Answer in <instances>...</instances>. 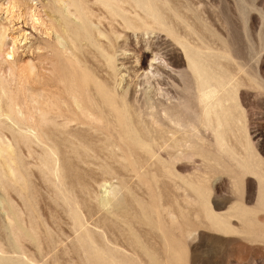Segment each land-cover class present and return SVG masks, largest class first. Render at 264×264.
Wrapping results in <instances>:
<instances>
[{
	"label": "rangeland",
	"instance_id": "rangeland-1",
	"mask_svg": "<svg viewBox=\"0 0 264 264\" xmlns=\"http://www.w3.org/2000/svg\"><path fill=\"white\" fill-rule=\"evenodd\" d=\"M163 1L168 8L166 26H154L150 34L143 36L138 31L140 36L132 38V46L116 56L115 81L119 93L125 94L129 101L141 103L150 98L159 108L166 109L168 98L176 102L184 93L189 106L195 109L196 86L180 44L184 43L217 77L232 78L224 96L229 117L235 120L233 133L239 136L243 127L255 153L253 159H260L264 165V0ZM61 4L56 0H0V33L4 36L1 67H6L1 62L9 51H12L10 59L18 65L38 53H52L56 49L61 41L56 20L62 17ZM81 39L83 36L79 40L84 44L86 40ZM89 48L103 61L97 47ZM84 50H78L81 57ZM155 54L157 59L153 60ZM86 55L94 62L91 55ZM45 83L43 80L32 86L42 88ZM88 138L82 137L86 149H77L75 145L74 149H65L59 143L71 208L79 209L85 216V227L80 230L68 215L70 207L60 201L59 193L43 177L37 152L30 157L23 145L15 150L20 151L21 159H17L20 170L30 180V190L25 194L30 209L12 193L23 214L8 216L5 201L2 204L6 195L0 188V245L6 250L0 253V264H264V207L258 203L264 181L257 174L200 164L204 169L200 174L206 179H202V184L197 182L195 192L188 182L197 171L182 163L177 168L187 182L185 200H180L184 214L179 219L182 228L166 229L168 240L176 242L178 255L174 256L157 229L162 203H170L172 197L165 187L164 171L156 169L157 179L154 167L135 174L117 163L108 166L102 142L97 137L93 141ZM91 148L99 156L92 160L97 164L87 161L90 157L82 161L78 156ZM56 183L63 191L65 187L59 181ZM123 185L129 191V210L122 203L121 196L126 193ZM207 199L216 214L227 213L237 203H243L249 211L229 218L227 230L219 229L203 211ZM141 206L148 213L142 212ZM174 209L178 211L176 205ZM193 211H199V217ZM166 221L170 226L169 217ZM22 251L33 260L27 259Z\"/></svg>",
	"mask_w": 264,
	"mask_h": 264
},
{
	"label": "bare ground",
	"instance_id": "bare-ground-1",
	"mask_svg": "<svg viewBox=\"0 0 264 264\" xmlns=\"http://www.w3.org/2000/svg\"><path fill=\"white\" fill-rule=\"evenodd\" d=\"M56 1L62 2V17L56 19L61 31V41L56 49L52 53H38L37 57L18 65L15 60L10 59L12 51H9L3 55L1 62L6 67L0 66V188L6 195L2 199V204L5 201L7 205L6 213L12 217H21L23 214L12 193L22 198L27 210L30 209L25 197L30 190V180L27 175L25 178L17 162V159H21L20 151H17L23 145L30 157L32 152H37L43 177L59 193L60 201L70 207L68 215L77 230L84 228L85 216L79 209L74 211L71 208L68 198L59 143L65 149H74L73 145L77 149H86L82 137L87 135L92 141L97 137L102 142V151H105L106 165L117 163L135 174L147 167H154L153 175L157 179L159 175L156 169L164 171V179H167L165 187L172 197L170 203H162V210L157 214V229L169 250L177 256L176 242L168 240L166 229L179 231L182 228L179 219L184 214L180 209L183 207L180 200L184 199L187 184L177 169L182 163L192 165L197 171L191 182H188L195 192L197 182L202 184V179H206L200 174L204 172L202 166L234 167L240 169L242 174L245 171L257 174L264 181V165L260 159H253L255 153L253 154L249 140L244 136L243 127L239 136L232 130L235 120L229 117V108L225 104L227 96H224L226 86L232 78L228 75L217 77L198 54L180 42L196 86V108L189 106L184 93L176 97V102L167 99L170 101L167 103L169 109L159 108L150 98L142 103L137 100L129 101L125 94L119 93V84L115 81L116 56L121 50H128L132 46L133 37L137 39L140 35L150 34V29L154 26H166L167 2ZM138 31L141 32L140 35L137 34ZM81 36L86 40L83 41L84 44L79 40ZM121 38L123 39L120 40ZM3 39L1 32L0 52ZM89 46L97 47L103 61L99 60ZM79 49H85L82 52L83 58L78 53ZM86 54L91 55L94 62ZM138 59L137 56L136 60ZM152 59H157V55ZM43 80L46 82L44 87L32 86ZM95 152L91 148L78 156L82 161L90 157L87 161L91 160L92 163L97 155ZM93 163L97 164L95 160ZM56 181L65 187L63 191ZM124 186L122 188H126V193L121 196L122 203L129 210V191ZM158 188L160 189L159 186ZM161 195L159 192L160 197ZM259 196L258 203L264 207V187ZM191 200L193 202L194 198ZM175 205L178 211L174 209ZM150 208L153 210L152 205ZM141 211L148 213L142 206ZM203 211L212 217L219 229L227 230L230 226L229 218L247 213L249 209L243 203H237L227 213L220 215L214 213L207 199ZM252 211L254 212L253 209ZM198 212L193 211L197 216ZM168 217L170 226L166 225ZM247 225L249 227L250 224ZM186 233L190 235L191 231L187 230ZM1 252H6L2 245ZM21 253L33 260L26 252Z\"/></svg>",
	"mask_w": 264,
	"mask_h": 264
}]
</instances>
